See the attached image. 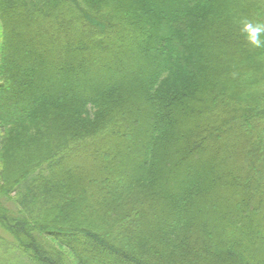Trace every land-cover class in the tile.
Returning <instances> with one entry per match:
<instances>
[{"label":"trees","instance_id":"obj_1","mask_svg":"<svg viewBox=\"0 0 264 264\" xmlns=\"http://www.w3.org/2000/svg\"><path fill=\"white\" fill-rule=\"evenodd\" d=\"M241 17L264 0H0V264H264Z\"/></svg>","mask_w":264,"mask_h":264},{"label":"clouds","instance_id":"obj_2","mask_svg":"<svg viewBox=\"0 0 264 264\" xmlns=\"http://www.w3.org/2000/svg\"><path fill=\"white\" fill-rule=\"evenodd\" d=\"M236 23L239 26L240 35L244 37L248 45L254 49H264V22L241 17ZM235 75L234 73V78Z\"/></svg>","mask_w":264,"mask_h":264},{"label":"rangeland","instance_id":"obj_3","mask_svg":"<svg viewBox=\"0 0 264 264\" xmlns=\"http://www.w3.org/2000/svg\"><path fill=\"white\" fill-rule=\"evenodd\" d=\"M98 159H100V156H97ZM102 158V157H101ZM77 160V159H76ZM71 161V160H70ZM68 161V163L70 162ZM96 159H92V160H77V166L81 167L82 170H84L85 173H93L95 170V165L96 163ZM95 162V163H94ZM65 255H67V257L72 261V264H76V262L73 261L71 254L64 248L61 250Z\"/></svg>","mask_w":264,"mask_h":264}]
</instances>
